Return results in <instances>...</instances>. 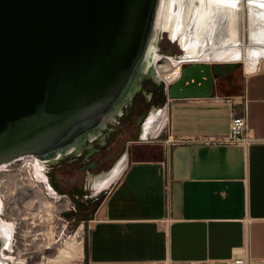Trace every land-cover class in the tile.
<instances>
[{
  "label": "crops",
  "instance_id": "0c3cea01",
  "mask_svg": "<svg viewBox=\"0 0 264 264\" xmlns=\"http://www.w3.org/2000/svg\"><path fill=\"white\" fill-rule=\"evenodd\" d=\"M257 69L229 80L213 75L208 97L172 98L164 92L169 135L164 126L159 135L124 137L147 101L141 95L132 97L129 114L107 119L101 141L114 133L110 126L121 127L116 137L125 138L126 163L90 198L81 187L71 191L75 210L68 216L88 221L81 264L213 261L243 247L264 259V64ZM151 87L149 98L160 105L161 90L156 83ZM238 95L245 100L247 130L260 140L247 145L189 141L225 134L233 106L223 96ZM133 141L137 146L130 150ZM84 148L83 142L72 143L52 158L68 156L73 164Z\"/></svg>",
  "mask_w": 264,
  "mask_h": 264
},
{
  "label": "water",
  "instance_id": "95a60500",
  "mask_svg": "<svg viewBox=\"0 0 264 264\" xmlns=\"http://www.w3.org/2000/svg\"><path fill=\"white\" fill-rule=\"evenodd\" d=\"M149 3L0 0V163L29 152L53 157L115 115ZM238 64L187 62L162 89L172 98L208 97L213 75L229 80Z\"/></svg>",
  "mask_w": 264,
  "mask_h": 264
},
{
  "label": "bare ground",
  "instance_id": "6f19581e",
  "mask_svg": "<svg viewBox=\"0 0 264 264\" xmlns=\"http://www.w3.org/2000/svg\"><path fill=\"white\" fill-rule=\"evenodd\" d=\"M155 29H164L172 38H178L182 48L179 56L158 51L151 53L150 35ZM201 60L241 61L244 73L256 71L264 63V0H150L129 85L139 74L149 71L157 81L169 84L179 76L183 62ZM167 120L166 106L153 105L144 119L142 136L158 134ZM19 156L13 161H5L8 163H0V264H81L84 256L83 223L58 238L55 245L49 243L51 241L47 237V249H43V252L38 248L32 249L33 261L20 252L21 248L15 250L17 221L23 229L33 227V231L37 230V222H29L27 214H20L18 209L21 202L31 212L36 209L51 214L56 203L62 201L59 206L68 201V196L59 194L49 181L44 169L47 156L30 152ZM125 163L126 155H121L106 172L87 174L90 187L94 191L102 190L117 177ZM21 168L27 177L14 181ZM14 183L18 191L11 194L8 188H13ZM6 204L7 212L11 211L14 216L6 215ZM30 246L34 247L32 244Z\"/></svg>",
  "mask_w": 264,
  "mask_h": 264
},
{
  "label": "rangeland",
  "instance_id": "374dc122",
  "mask_svg": "<svg viewBox=\"0 0 264 264\" xmlns=\"http://www.w3.org/2000/svg\"><path fill=\"white\" fill-rule=\"evenodd\" d=\"M149 44H152L151 53H153L155 51H158V52H160L162 54H171V55H174V56H178L182 52V48H181V46L179 44L178 38H176V37L172 38L170 36V34L167 31H165L164 29H159V30L155 29L152 32V34L150 35ZM186 63L187 62H183L182 66H184ZM262 64H264V63H262ZM243 73H244V71H243V67H242V62L239 61V64L232 70L231 78L233 76H236V77L240 78ZM141 78H143V79L141 80ZM161 82L163 83V81H157L150 71L146 72V73H143L141 75L139 74L136 78L133 79L132 84H130V89L128 90V94H131V93L135 92L138 88H141L142 90L145 88L144 92H146V89H149L152 86L153 83H156V87L158 88L160 86ZM144 92L142 91L143 94H144ZM147 96L149 97V93H148ZM141 97L144 98V96H141ZM153 102H154L153 99H147V101H145V103L143 104V106L141 107L139 112L142 110L143 113L145 112V114L147 115V113L149 112L150 108L153 106L152 105ZM158 106H161V104L158 105ZM138 113L134 114L133 121H131V124H130L132 126V131H129V135L124 136L125 138L128 137V136L133 138V137H136L138 134L140 135L142 133L141 127L140 126L139 127L136 126L137 125L136 124V118H137ZM111 118H114V120L116 119L115 117H109L108 120L109 119L111 120ZM108 127H109L108 123L104 124L103 127L101 128V132L100 133H102V134L105 133V131H106V129ZM119 129H121V127ZM117 131H115V129H114V133L107 140V142L100 147L98 152H95V150H92L90 153H88L87 154L88 156H87L86 160H84V158H83V156H84L83 153L80 155V160L78 162H76V163H73V164L67 162L68 156L63 157L62 159H60V158L59 159H53L52 157H50V158L48 157L45 160L44 169H45V171L47 173L48 178H49V174H50L51 177H52V182L55 185V188L57 189L58 192L65 193L66 196H68V201L64 202V203H61L62 205H59L60 207L58 206V204H60V202H62V201H59L58 203H56L55 207L53 208V211H52L53 214L51 213L52 215L46 213L45 211H38L36 209H33L35 211V212L33 211L35 216H34V214H32L33 212H31L29 208L27 209V207L23 206V204H24L23 202L20 203L19 209H18L20 214L21 215H26L27 214L26 215V219H28L29 222L32 221L34 223H36V222L38 223V224L37 223L35 224L37 226V230L33 231V229H34L33 227H28V228H26L27 229L26 230V229H23V227L21 226L20 222H18V221L16 222L17 224H16V228H15V236H14V241H15L14 242V244H15L14 246L15 247L14 248H15V250L21 248L20 252L23 255L28 256L29 261H33V257H34L33 256L34 255L33 250L34 249L38 248V249H40V251L43 252V249L44 250L47 249V244L51 243L52 245H55L57 243V241H59L61 236L65 235V234H68L71 231L75 230L80 223H83V232H82L83 234L82 235H83V238L85 239V232H86V227L88 225V221L84 222V220L80 219V220H78L76 222L75 218H73L74 216H72V217L68 216V214L66 213L65 216L70 221L68 222V225L65 227L64 233L61 234L59 239H57L56 242H55V238H57V234L54 231L53 227H54V222L56 220V217L58 216V212L57 211H58L59 208H61V206L62 207L66 206L68 204L69 200H71L73 202V199L70 198V196H71V191L76 186L82 188L83 193L85 194V197H89L90 198L92 196L91 195L92 193H90V192L93 189L90 187L89 181L86 178L87 174L95 175L97 173L106 171L107 169H109L112 166V164L122 154V147L124 145L125 138H123V139L122 138H117L116 137ZM163 132H162V136H163ZM96 141H99V138H95L93 140V142H96ZM136 144L137 143H135L134 141L133 142H129V149L130 150H135V147L137 146ZM105 148H107V149H105ZM18 157H20V156H17L15 158H13L12 160H9L8 162L13 161V160H15ZM65 159H66V161H65ZM8 162H3V163H8ZM88 162L92 163L91 166L88 165ZM19 171H20V174H17L15 176V178H13L14 181H17V179H22V178H26L27 177L26 176L27 175L26 172H24L22 168L19 169ZM22 171H23V173H22ZM19 175H20V177H19ZM6 182L7 181H5V183ZM14 184L15 185L12 186L13 188H10V189L8 188V190L11 191V194H14V193H16L18 191L17 184L16 183H14ZM13 190H14V192L12 193ZM10 191H9V193H10ZM57 207H59V208H57ZM5 209H6L5 210L6 213H8L6 215L14 216V214L11 211L8 210V212H7V204L5 205ZM36 211H37L38 214L36 213ZM27 212H29V213H27ZM40 213H43V214H40ZM60 214L63 215L64 213L62 212ZM42 217H44V218H42ZM34 218H37V219H34ZM48 218H50V221H49ZM71 218H73V219H71ZM41 219H42V221H40ZM45 223H47V225ZM48 225H50V226H48ZM20 228H22V229H20ZM23 230H24V232L26 234L23 232ZM25 230L28 231V232H26ZM23 233L25 234V236H23L24 235ZM33 233L34 234L36 233V235H34ZM47 237L49 238V241H51V242L48 243V241H47L48 238ZM43 239H44V241H43ZM45 240L47 242H45ZM32 241H33V243H31ZM31 244L34 245V247L31 248V246H30ZM28 246H30V247H28ZM26 247H28V248H26ZM23 249H25L26 253L24 252ZM83 249H84V247H83Z\"/></svg>",
  "mask_w": 264,
  "mask_h": 264
},
{
  "label": "built area",
  "instance_id": "2783aa9c",
  "mask_svg": "<svg viewBox=\"0 0 264 264\" xmlns=\"http://www.w3.org/2000/svg\"><path fill=\"white\" fill-rule=\"evenodd\" d=\"M151 95V94H150ZM238 97V98H237ZM224 99L231 101L233 106L232 114L229 120L228 131L221 135H205L201 137L189 138V141L202 142V143H234L247 145L252 141L260 140L250 134L247 130L246 125V107L245 100L241 99V96H223ZM164 130L167 131L168 135L171 130V125L167 121ZM159 135V134H158ZM156 135V136H158ZM155 136V137H156ZM153 139V138H152ZM174 142V140H173ZM66 195L65 193H59ZM165 202L169 203L168 194H165ZM70 210H75V204L69 200L66 206L58 209V216L54 222V231L57 234V240L61 234L64 233L65 227L68 225L69 219L66 218V213ZM64 213L61 215L60 213ZM169 264H264V259L253 258L249 255L246 248H241L238 251L233 252L228 258L222 260L203 261V262H170Z\"/></svg>",
  "mask_w": 264,
  "mask_h": 264
},
{
  "label": "flooded vegetation",
  "instance_id": "af4514ba",
  "mask_svg": "<svg viewBox=\"0 0 264 264\" xmlns=\"http://www.w3.org/2000/svg\"><path fill=\"white\" fill-rule=\"evenodd\" d=\"M159 88H160V87H158V89H159ZM129 97H131V94H128V93H127L126 96L123 97V99L120 101V103H119V105H118V107H117V109H116V112H115V115H114V116L117 117L121 111L124 112L126 109H128L129 112H130L129 106H130V104L133 103V100H132L131 102H129V101H128V98H129ZM131 99H132V97H131ZM128 104H129V105H128ZM142 113H143L142 110L138 113L137 118H136V123L138 122V120H139V118L141 117V114H142ZM128 114H129V113H128ZM107 122H108V121L106 120V121L101 125V128H102L103 125L106 124ZM140 123H141V121L138 122L137 125L140 126ZM117 127H118V125H117ZM100 130H101V129H100ZM100 130H98V131L93 135L92 138H94V137L96 136V134H97ZM92 138L90 139L89 137H86L85 139L82 140L83 145L85 146L84 150L82 151V153H83V155H84V156H83L84 160L87 159V156H88L87 154H88L89 151H91V150H95V152H98L99 149H100L101 144H103V143L106 142V141H103V140H102V141H98V142H93V141H92ZM80 154H81V153H80ZM91 164H92L91 162H88V165L91 166Z\"/></svg>",
  "mask_w": 264,
  "mask_h": 264
},
{
  "label": "trees",
  "instance_id": "16d2710c",
  "mask_svg": "<svg viewBox=\"0 0 264 264\" xmlns=\"http://www.w3.org/2000/svg\"><path fill=\"white\" fill-rule=\"evenodd\" d=\"M162 85H163V83L161 82V84H160V86H159V87H160V90H161V97H160V99H159V102H161V105L164 104V102H163V101H164V91H163V89H162ZM152 91H153V88L150 87L149 89H146V92L143 94V93H142V89L138 88L135 92H133V93L131 94V97H135V96L141 95V96H144V97L146 98V100H147V99H150L149 97L147 98L148 93H151ZM131 97L128 98V101H129V102L132 101ZM152 105H157V102L153 103ZM123 113L128 114V113H129V110L126 109L124 112L121 111V112L119 113L118 117H119L121 114H123ZM110 128H112V130L115 129V128L112 127V126H110ZM102 137H103V136L100 135V132H98V133L96 134V136H95L94 138H92V141H93L95 138H99V141H101V138H102ZM104 141H105V140H104ZM96 142H98V141H96ZM106 142H107V141H106ZM106 142H105V143H106ZM105 143H103V144H101V145H104ZM49 181H50V183L53 185V187L55 188V185H54V183L52 182V177H51L50 174H49ZM55 189H56V188H55Z\"/></svg>",
  "mask_w": 264,
  "mask_h": 264
}]
</instances>
